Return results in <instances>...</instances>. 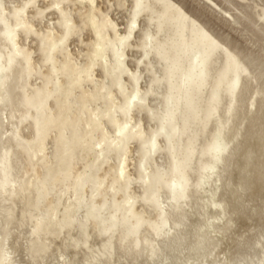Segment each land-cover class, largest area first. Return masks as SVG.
Instances as JSON below:
<instances>
[{
  "label": "bare ground",
  "instance_id": "6f19581e",
  "mask_svg": "<svg viewBox=\"0 0 264 264\" xmlns=\"http://www.w3.org/2000/svg\"><path fill=\"white\" fill-rule=\"evenodd\" d=\"M32 1L23 0V6L4 14L8 8H2L0 0L3 25L0 34V200L15 197L22 203V218L17 225L31 224L32 238L26 240L29 245L25 247L31 259L47 253L51 239L73 229L78 236L68 238L63 234L67 241L65 247L88 250L87 264L94 261L111 264L116 250H121L131 261L150 254L159 259L154 264H183L185 259L210 264L209 258L222 239L205 229L207 226L203 227L200 219L190 221L182 206L191 201L200 212L203 204L196 201L197 194L203 185H209L216 169H220L215 174L217 188L221 187L225 193L219 202L212 203L217 215L225 216V221L214 229L224 233L230 222L233 224L243 212V203L239 200L242 195H252L254 190L264 194V66L231 52L176 0H106L126 11L125 21L121 23L97 3L93 9L92 0H88L89 5H80L79 0H51L53 8L57 4L60 7L56 8L51 26L42 34L27 14L20 15ZM138 2L143 6L137 8ZM36 11L33 15L41 14ZM260 17L263 19L264 13ZM13 20H18L15 24L23 29L16 31ZM68 20L72 21L70 30L65 28ZM133 20L135 28H131ZM84 29L91 31L96 39L86 50V61L80 63L65 48L69 37ZM12 32L16 36L15 47L22 33L26 37L34 34L39 39L38 50L41 60L47 64L46 70L36 68L30 48L22 45L13 50L7 35ZM66 34L67 39L60 45ZM129 35L138 40L126 39ZM53 44L58 46L55 50ZM130 48L141 50L143 56L154 60L152 64L143 61L150 74L148 88L138 86L140 73L137 71L130 70L132 75H128L127 81L121 80L129 72L125 56ZM18 51L27 75L30 78L38 75L40 80L24 93L19 92L21 71L15 58ZM58 54L62 55L61 60ZM95 66L101 69L102 79L92 75ZM252 81L257 82L255 88H251ZM84 83L90 87L84 88ZM136 92L145 104H137L132 112L144 113L154 124L151 128L144 127L142 118L132 123L121 112L131 102L129 95ZM149 96L160 98V107L149 105ZM9 106L17 114H10L12 119L29 115L30 135L24 136L20 130L2 140L5 129L2 115ZM115 120L121 124L129 122L131 127L138 125L145 133V140L130 137L128 141V145L136 144L134 177L127 171L129 148L125 153L105 143L102 128L112 133ZM21 136L34 174L22 183L16 178L19 181L16 183L12 160L16 144L13 142ZM49 136L52 149L46 152ZM236 136L242 140H234ZM158 151L166 157L165 165L152 159ZM118 158L116 166L114 160ZM79 160L83 161V170L75 174ZM122 163L124 176L120 175ZM36 166L41 169L40 173ZM100 171L110 177V184L102 191ZM66 180L72 182V195L62 201L64 192L55 194L45 209H40V202L50 196L49 186ZM132 182L139 184L138 194L129 190ZM85 188L90 190L89 197L85 196ZM94 194H99L100 199L95 200ZM162 194L165 201L160 200ZM139 202L141 210L135 207ZM145 207L152 209L153 217L148 216ZM13 211L10 206H0V264H15L12 251L6 248ZM255 213L260 214L261 208L255 207ZM89 220L96 233H109L97 251L89 245ZM170 221L182 227L172 231ZM242 245L255 250L257 261L261 259L257 247L264 251V246L259 239H247ZM242 245L238 249L239 259L225 264H255L242 251ZM60 255L66 260L63 252Z\"/></svg>",
  "mask_w": 264,
  "mask_h": 264
},
{
  "label": "rangeland",
  "instance_id": "374dc122",
  "mask_svg": "<svg viewBox=\"0 0 264 264\" xmlns=\"http://www.w3.org/2000/svg\"><path fill=\"white\" fill-rule=\"evenodd\" d=\"M35 1L36 0L32 1V3L30 4L31 6H26L25 8L26 12L25 13L20 12V15L24 16L27 14L29 19H31L35 24V29L42 34L47 31L46 29L47 26H51L52 23L51 19L56 17L55 13L57 10L56 8H53V6H51V0H37L36 2ZM105 1L106 0H96V3L103 10L106 11L108 10L110 15H112L113 18L117 19L119 23L124 22L125 21L124 16L126 15V11L119 9L116 6H113L112 2L109 3ZM176 1L180 3L188 11V13H190L198 21L206 25V28L213 33L215 38L224 46L226 45V47L229 48L231 52L232 51L238 52L242 54L243 57L249 59L250 62L251 60L255 62L257 61L264 66V18L262 19L260 17V15L264 13V0H176ZM78 2L80 5L90 4L88 0H79ZM23 5H24L23 0H1L2 8L3 7L8 8L5 11H3L4 14H8V10H12L14 7L23 6ZM35 11L40 12L41 14H38L37 16L33 15V12ZM12 22L14 25L15 23L18 22V20L17 21L13 20ZM122 26L124 25H120L121 28H123ZM13 28L16 31L18 30L20 31L23 29V26L21 25L18 26L17 24H15ZM2 31H3V25L2 23H0V34ZM30 35H31L30 37H26L25 34L22 33L21 36H19L20 38L18 39L19 44L16 45V47L21 48V46L23 45L26 46V48H30L29 49L30 55H32L31 57L33 58V61L36 62V68L44 71L46 70L47 64L43 62L40 58V52L38 50L39 39L36 38L34 34L33 35L30 34ZM95 39L96 37H93L91 31H89L88 29L87 30L84 29L81 32L74 33L71 37H69V39L66 42L65 49L70 50V52L72 51L70 56H72V58H74L77 62L84 63L87 59L86 50L87 48L92 46ZM130 40L136 42L138 39L137 37H131ZM12 47L13 50L16 48L14 46ZM126 53L127 54L125 56L126 57L125 61L128 64L127 68L129 69V72L131 71L139 72L140 79L138 81L139 83L138 86L141 88H148L149 87L148 77L150 74L145 70V64L143 63V61H147L149 64H152L153 62L151 60L153 59H149V58L147 59L145 56L142 55L141 50H138L136 48L127 49ZM58 55L61 60L62 55L60 54ZM15 58L18 59L20 63L19 68L21 71L19 87L22 86L20 87L22 91L19 90V92L24 93L26 89L28 90L31 87V85L38 84L40 80L38 78V75L31 76V78L30 76L27 75L25 70V64L21 60V55L16 54ZM41 64L45 66H42ZM94 70L95 71L92 72V75L96 79H102L103 73L101 72V69H99L98 66H95ZM129 72H126L127 75L123 74L121 76L122 81H124L125 79H126L125 81H127ZM84 84H85L83 85L84 88H86L87 86H88L87 88L90 87L88 83H84ZM251 85H252L251 88H255V86H257V82L252 81ZM128 93H130L129 89H128ZM159 100L160 98L156 99L153 96H149L147 103L151 106H154V105H158ZM158 107L160 106L158 105ZM250 107L254 109L253 106ZM13 113H14L13 107L9 106L5 108L4 114L2 115L3 127L5 128V129L3 128L4 129L3 130L4 135L2 138L3 141H5L7 137H11L12 136L11 134L18 133L20 130L22 135L24 136L30 135V129L29 127H27L29 122L31 121L29 115L26 114L21 117L18 116L16 119L14 118L15 119L14 121V119L10 117ZM15 114L16 113H14L13 115ZM131 116H133L134 118L131 119L132 123L136 120V118H142V123L144 127L151 128L154 126L153 122L149 121L145 117L144 113H138L134 111L132 112ZM112 133H110V135ZM238 137L236 136L234 140L239 142L242 140V137L239 138ZM13 144H16L15 145L16 147H13L15 155L12 156L13 163L16 167V170H14L13 175L15 180L17 178V180L20 181L19 182L16 180V183L18 182L22 183L25 178L31 176L32 174H34V172H33V168L30 166V164L27 161L26 158L27 156L23 149V146H25V140L23 139V137L22 136L19 137L17 140H15V142H13ZM160 144L161 145L164 144L162 140H160ZM128 148H129L128 162L130 166L127 168V171L132 177H134L136 172L133 165L137 162V154L135 152L136 144L131 142L129 143ZM45 149L46 152H50L52 149V140L50 136L47 138L45 142ZM152 159L156 163L158 162L159 164H163L165 162L164 163L165 165L167 163L166 157L159 151L152 155ZM114 161H115L114 164L118 166L119 158ZM35 169H37L38 173L41 172V169H39V167L36 166ZM82 170H83V161L79 160L75 166L74 173L79 174L80 172H82ZM219 171L220 169H216V171L210 177L211 179L209 185L208 183L203 185V188H201L197 194L196 201L199 202L201 205L203 204L202 208L204 210L200 208L199 210L200 212H197L195 206L192 204L191 201L182 206L183 211L186 212V214L188 215V219L190 221L200 219L202 221L203 227L207 226V228L205 229H208L210 233L213 232L212 233L213 235H216L222 239L221 245L216 250L213 251L211 257L209 258L210 264H223V263L225 264L229 260L237 261L239 259V254H238L239 246L242 245V243H244L247 239L248 240L251 239V241L252 240L255 241L256 239H259L264 246V239H261V237L264 236V202H263L264 194L262 193V195H259L261 193L257 194L258 192H256V190L252 191L253 193L252 195L255 197H252V195L244 194L242 195V198L239 199L243 203V212L240 216L237 217L238 219L236 218L235 222L233 221V224L232 222H230L229 229L226 232L224 233L216 232V230L214 229L215 226L225 221V216L219 214H218L219 216L217 215L216 208H213L216 206L215 204L212 203V202L216 203L217 201L219 202V200L225 193V191L221 187L217 188L219 182L216 181V176H217L216 173H218ZM99 173H100L99 174L100 180H103V184L100 188V191H102L110 184V177L104 176L103 171H100ZM49 189L51 191L50 196L46 198V201L42 200L40 202L39 207L42 210L45 209V207L49 204V200L54 198L53 196H55V194L58 195L61 194V192H64L62 197V201H63V200H67V198L71 196L73 193V186L71 180L55 182L54 184L49 186ZM129 190L133 193L137 192L136 194H138L141 191V188L139 187V184L137 182H132V184L129 186ZM212 191H214L215 195L212 194ZM94 195H95L94 196L95 200L100 199L99 194H94ZM85 196L87 197L90 196V190L88 188H85ZM210 196H213V198L212 197L210 198ZM160 200L165 201L164 194H162ZM42 202L43 205L45 204L44 207L42 205ZM140 203L141 202L135 205V207H137V210L142 209V207H140ZM204 203L206 204V206ZM209 203L211 205H209ZM0 206L2 208H7L8 206H10L11 208L14 209L12 213V218H13L11 221L12 224H9V228H11L12 231L10 230L11 235L8 240L9 244L6 245V248L9 247L8 248L9 252L12 251L11 257L13 258V261H15V264H28V263L29 264H63V262L65 263L67 260H71L72 261L71 264H87L86 258L90 256L88 250L86 249L82 250V248L79 249V247L76 248L71 246L65 247V243H67V241L63 239V234L68 238H70V235L78 236L76 230L73 229H71L68 233L61 234L60 237L58 238L51 239L52 242L50 244L49 249L46 250L47 253H42L40 255L41 257L36 256L35 260H32L30 255L28 254V251L25 249V247L29 245V242H27L26 240L32 238L30 236L31 224L27 223L21 227H19L20 226L19 224L17 225L18 220L22 218V212L20 210L22 209V203H20L19 200L14 197L13 199L11 198V199L0 200ZM255 207L261 208L260 214L255 213ZM145 209L147 210L148 216L150 217L154 216V212L152 211L151 208L145 207ZM90 222L91 220L87 222L88 225L87 231H89L90 233L88 241L92 249L97 251V248H101L103 242L106 240V237L109 233H105V232L96 233L93 230V224H91ZM260 223L262 225H259ZM170 225L174 227L172 228V231H175V227H179V226L182 227L181 224L174 225L172 221H170ZM66 230L67 228H65L64 231ZM114 235L117 236L118 233L115 232ZM241 249H243L242 251L245 252L248 259L252 258L253 261H255V264H264V257H263L264 251H262L260 246L257 247V250L259 251V255L261 257V259L258 261L254 257L255 250L249 249L247 245L244 246L242 245ZM62 252L66 257V260L63 257H61L60 254H62ZM151 257L152 258L154 257V259H152ZM158 261H159L158 258L150 254L149 256L147 255L131 261L129 257L123 256L121 250H116V252L112 256V260L110 263L111 264H154L157 263ZM94 262H95L94 264H100L98 261H94ZM196 263H198V261H194L192 259L190 260L185 259L183 264H196ZM65 264H68V262ZM239 264H243V263H239Z\"/></svg>",
  "mask_w": 264,
  "mask_h": 264
},
{
  "label": "snow or ice",
  "instance_id": "6c2138e0",
  "mask_svg": "<svg viewBox=\"0 0 264 264\" xmlns=\"http://www.w3.org/2000/svg\"><path fill=\"white\" fill-rule=\"evenodd\" d=\"M92 8L95 9L96 8V0H92V4H91ZM142 3L138 2L136 7L140 8L142 7ZM55 8L59 9L60 5L57 4L54 6ZM19 26V25H18ZM72 27V21L68 20L65 22V28L66 30H70ZM136 24L135 21L133 20V23L131 25V28H135ZM9 37V40L13 43V46L15 47V40H16V36L15 33H8L7 34ZM131 35H129V37H127L126 39H130ZM67 39V34L65 35V38L60 40V45H63L65 40ZM58 47L56 44H53V49L55 50V48ZM19 51L17 52V55H19ZM129 76H131L132 74L129 72L128 73ZM136 79L133 78V83H135ZM131 97V102L127 103L124 107L121 108V112L129 119V121L131 120V115H132V109L137 105H144L145 104V100L142 99L138 92H136V94H131L129 95ZM113 133L109 134L108 130L105 128H102V131L104 133L105 136V143L112 148H121L125 151V153L128 150V141L129 138H136L138 137L141 140H145V133L142 131V129L140 128V126H136V127H131V124L129 122L123 123L121 124L119 120H115L113 121ZM163 131V130H161ZM156 146V140L155 137L153 136L152 138V147L153 149ZM97 147H100L101 149H103L104 145H97ZM145 149H147V145H144ZM120 175L124 176V164L122 163L120 165ZM173 187L175 188V185H173ZM261 239H264V236L261 237Z\"/></svg>",
  "mask_w": 264,
  "mask_h": 264
}]
</instances>
